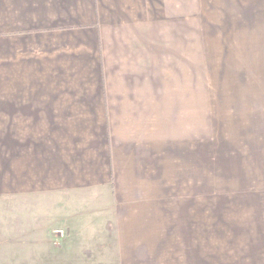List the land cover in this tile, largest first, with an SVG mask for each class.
Instances as JSON below:
<instances>
[{
  "label": "crops",
  "instance_id": "obj_1",
  "mask_svg": "<svg viewBox=\"0 0 264 264\" xmlns=\"http://www.w3.org/2000/svg\"><path fill=\"white\" fill-rule=\"evenodd\" d=\"M198 7L0 0V201L17 204L18 264H180L170 203L200 172Z\"/></svg>",
  "mask_w": 264,
  "mask_h": 264
},
{
  "label": "rangeland",
  "instance_id": "obj_2",
  "mask_svg": "<svg viewBox=\"0 0 264 264\" xmlns=\"http://www.w3.org/2000/svg\"><path fill=\"white\" fill-rule=\"evenodd\" d=\"M199 5L200 172L171 195L169 257L264 264V0ZM17 231V204L0 201V264H18Z\"/></svg>",
  "mask_w": 264,
  "mask_h": 264
}]
</instances>
